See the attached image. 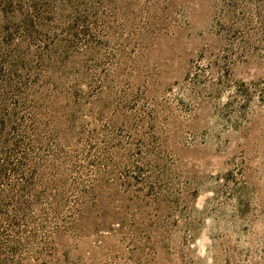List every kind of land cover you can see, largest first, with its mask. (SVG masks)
Wrapping results in <instances>:
<instances>
[{
  "label": "rangeland",
  "instance_id": "rangeland-1",
  "mask_svg": "<svg viewBox=\"0 0 264 264\" xmlns=\"http://www.w3.org/2000/svg\"><path fill=\"white\" fill-rule=\"evenodd\" d=\"M0 264H264V0H0Z\"/></svg>",
  "mask_w": 264,
  "mask_h": 264
}]
</instances>
